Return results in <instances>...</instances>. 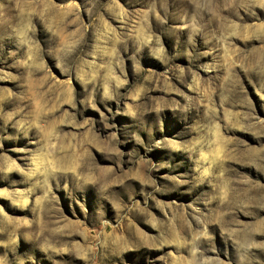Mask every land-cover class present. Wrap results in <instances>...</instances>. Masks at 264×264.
<instances>
[{
    "label": "rangeland",
    "instance_id": "rangeland-1",
    "mask_svg": "<svg viewBox=\"0 0 264 264\" xmlns=\"http://www.w3.org/2000/svg\"><path fill=\"white\" fill-rule=\"evenodd\" d=\"M0 264H264V0H0Z\"/></svg>",
    "mask_w": 264,
    "mask_h": 264
}]
</instances>
